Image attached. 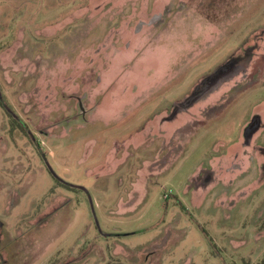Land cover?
<instances>
[{
    "label": "rangeland",
    "instance_id": "rangeland-1",
    "mask_svg": "<svg viewBox=\"0 0 264 264\" xmlns=\"http://www.w3.org/2000/svg\"><path fill=\"white\" fill-rule=\"evenodd\" d=\"M212 1L0 0V264H264V0Z\"/></svg>",
    "mask_w": 264,
    "mask_h": 264
},
{
    "label": "water",
    "instance_id": "water-1",
    "mask_svg": "<svg viewBox=\"0 0 264 264\" xmlns=\"http://www.w3.org/2000/svg\"><path fill=\"white\" fill-rule=\"evenodd\" d=\"M223 72V74L218 77L217 79H215L212 83H206L203 82L201 83L199 86L196 87V89L194 90L193 94L184 102L180 105V109H187L189 107H191L195 102L199 101L202 97H204L205 95H207L208 93H210L211 91H213L219 84H221V82H224L226 80H228L231 77H234L236 74H238V69H233L230 66H226L224 68L221 69ZM175 116V115H174ZM258 130V126L257 125H251L247 130V136L248 139L252 138L254 133ZM249 139V141H250Z\"/></svg>",
    "mask_w": 264,
    "mask_h": 264
},
{
    "label": "flooded vegetation",
    "instance_id": "flooded-vegetation-1",
    "mask_svg": "<svg viewBox=\"0 0 264 264\" xmlns=\"http://www.w3.org/2000/svg\"><path fill=\"white\" fill-rule=\"evenodd\" d=\"M252 50H253V52L252 53H248V56H247V58L244 60V61H248L249 60V62L251 61L250 59H251V57H252V55H254V51H256V49L254 48H252ZM235 60V59H234ZM236 63H238V61H230V67L232 66V65H234V64H236ZM220 71V70H219ZM217 72V73H214L212 76H210V77H208V78H204L202 81H201V83H203V82H205L206 81V83L208 84V83H212L218 76H220V72ZM200 83V84H201ZM199 84V85H200ZM199 85H197V86H199ZM196 86V87H197ZM196 89V88H195ZM194 89V90H195ZM215 90V89H214ZM213 90V91H214ZM213 91H211L210 93H208L207 95H205L204 97H202L201 98V100H199V101H197V102H195L191 107H189V108H187V109H183V110H181L180 109V105L182 104V103H184L191 95H192V93L194 92H192L191 93V95H188L187 97H185L184 99H183V101H180V102H178V103H176L175 104V107H174V109H173V112H171L170 111V113H168L167 115H165V119H167V120H165V121H167V123L168 122H172V120L174 119V118H176L178 115H180L181 113H183L184 115L185 114H187V112L188 111H191L198 103H200L201 101H202V99H204V98H206V97H208L209 95H211L212 93H213ZM174 115H176L174 118H173V116ZM262 125L264 126V124L262 123ZM157 126V125H156ZM162 128H164V127H162ZM210 173L211 174H213L211 171H210Z\"/></svg>",
    "mask_w": 264,
    "mask_h": 264
},
{
    "label": "trees",
    "instance_id": "trees-1",
    "mask_svg": "<svg viewBox=\"0 0 264 264\" xmlns=\"http://www.w3.org/2000/svg\"><path fill=\"white\" fill-rule=\"evenodd\" d=\"M213 2V4L215 5L216 4V0H213L212 1ZM215 17V16H214ZM212 18V19H215V18ZM1 104V106H2V108L5 110V111H7L10 115H11V117L13 116V115H15V113H14V111L11 109L10 110V108H8L7 106H6V104L5 103H0ZM211 241V240H210Z\"/></svg>",
    "mask_w": 264,
    "mask_h": 264
}]
</instances>
